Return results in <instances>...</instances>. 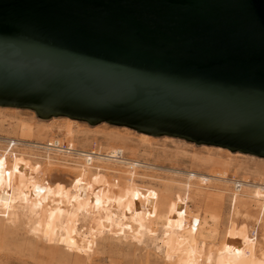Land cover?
I'll return each mask as SVG.
<instances>
[{
	"label": "water",
	"instance_id": "95a60500",
	"mask_svg": "<svg viewBox=\"0 0 264 264\" xmlns=\"http://www.w3.org/2000/svg\"><path fill=\"white\" fill-rule=\"evenodd\" d=\"M0 106L264 158V0H0Z\"/></svg>",
	"mask_w": 264,
	"mask_h": 264
},
{
	"label": "rangeland",
	"instance_id": "374dc122",
	"mask_svg": "<svg viewBox=\"0 0 264 264\" xmlns=\"http://www.w3.org/2000/svg\"><path fill=\"white\" fill-rule=\"evenodd\" d=\"M3 136L41 142L59 138L77 149L89 150L94 147L99 149L96 151L99 154L108 149L121 148L126 158L142 165L131 170L130 165L126 167L111 163L103 167L96 162L90 167L94 183L115 192L131 178L133 189L140 190V203L152 208L154 219L158 213H173L185 208L187 225L193 230L198 231L205 221L203 234L209 242L218 247L228 245L232 248L242 244L241 248L249 252V257L244 258L246 264L254 254L257 256L259 249L264 250V205L261 206V197L242 194L236 199V211L231 216L227 193L232 183L197 177L191 183L187 181L184 184L188 173L201 176L217 174L225 179H241L258 184L264 179V159L228 155L180 139L157 137L143 142L138 132L132 129L130 131L107 123L90 125L77 121V124H69L62 118L44 120L29 109L14 107H0V137ZM5 143L1 141L0 146ZM47 160L0 152V264H88L86 256H75L53 241L35 238L23 221L11 224L5 220L9 186L14 182L23 184L15 169L31 174ZM101 167L107 170L102 171ZM186 184L189 185L187 201L182 196ZM210 203L213 204L210 209L217 215L215 221L206 213ZM77 225L84 226L81 220L77 221ZM255 228L257 234L254 236L252 230ZM95 248L92 255L100 258L102 264H176V258H172L168 248L158 253L147 240L140 245L104 235L97 240ZM192 264H205V260L202 255H195Z\"/></svg>",
	"mask_w": 264,
	"mask_h": 264
},
{
	"label": "bare ground",
	"instance_id": "6f19581e",
	"mask_svg": "<svg viewBox=\"0 0 264 264\" xmlns=\"http://www.w3.org/2000/svg\"><path fill=\"white\" fill-rule=\"evenodd\" d=\"M57 118L65 119L69 124H77L78 121L67 117L52 119ZM138 135L143 142L157 138V136L139 132ZM162 138L179 140V138L169 136H162ZM1 141L6 142L4 146H0L2 153L12 156H34L45 160L52 159L45 161L41 167L39 166L40 169L31 174L15 169V173L23 180V184L14 182L9 186L4 210L5 220L11 224H16L20 222L19 220L23 221L28 232L35 238L53 241L75 256H86L88 264L103 263L99 257L96 259L92 254L94 249L96 250L97 240L103 238L104 235L111 236L117 241L136 242L140 245L147 240L158 253L168 248L172 258H176V264H192L195 255H202L205 264H246L244 258L249 257V252L241 248L242 244L232 248L228 245L218 247L209 242L203 234L205 221L201 223L198 231L193 230L187 225L185 208L173 213H158L154 219L152 208L144 207L140 203V190L133 189L131 178L127 179V184L123 188L118 187L115 192L102 187V184L94 183L95 179L90 175V167L96 162L101 163L103 167L111 163L117 166L130 165L131 170L135 166L137 168L142 165L126 158L121 148L108 149L101 154L96 152L99 149L93 148L94 150H83V154L72 157L48 150L42 151L39 145L45 141L4 136L0 137ZM202 146L217 149L228 155L257 157L232 152L222 147ZM116 154H121V156ZM103 167L100 169L106 171L107 169ZM197 177L232 183L231 190L227 193L231 216L234 210L236 211V199L242 194L255 198L259 196L263 199L261 206L264 205V179L254 184L241 179H225L217 174L201 176L188 173L184 184L187 181L191 183ZM235 183H239V187L235 188ZM182 196L186 201L189 199L188 184L185 188L183 187ZM212 205L208 204L209 210H206V213L211 220L215 221L217 215L210 209ZM78 220H81L84 226L79 227ZM252 234L254 236L257 234L256 228L252 230ZM263 251L259 249L257 256L253 253L254 256L250 257L248 264H264Z\"/></svg>",
	"mask_w": 264,
	"mask_h": 264
},
{
	"label": "built area",
	"instance_id": "2783aa9c",
	"mask_svg": "<svg viewBox=\"0 0 264 264\" xmlns=\"http://www.w3.org/2000/svg\"><path fill=\"white\" fill-rule=\"evenodd\" d=\"M10 145L12 146L13 144L11 143ZM39 146H40V149L42 151L48 150L50 152H54L57 154L71 155L72 157H77L78 154H80V153L83 154L82 153L83 150L72 148L65 141H61L58 138H53L51 140H47L44 143H40ZM93 148L94 147H92L91 150H94ZM116 155L121 156V154H116ZM234 187L235 188L239 187V183H235Z\"/></svg>",
	"mask_w": 264,
	"mask_h": 264
}]
</instances>
